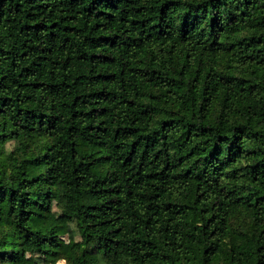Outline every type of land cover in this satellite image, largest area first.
<instances>
[{
    "label": "trees",
    "instance_id": "obj_1",
    "mask_svg": "<svg viewBox=\"0 0 264 264\" xmlns=\"http://www.w3.org/2000/svg\"><path fill=\"white\" fill-rule=\"evenodd\" d=\"M65 234L66 264H264V0H0V264Z\"/></svg>",
    "mask_w": 264,
    "mask_h": 264
},
{
    "label": "rangeland",
    "instance_id": "obj_2",
    "mask_svg": "<svg viewBox=\"0 0 264 264\" xmlns=\"http://www.w3.org/2000/svg\"><path fill=\"white\" fill-rule=\"evenodd\" d=\"M12 144L9 143L6 147L7 149L11 148ZM60 242H61V246H60V258H58L56 261H55V264H66L67 263V259L66 257L64 256V254L68 251L69 247H70V242H69V239L67 237V235H62L60 237ZM64 256V257H63Z\"/></svg>",
    "mask_w": 264,
    "mask_h": 264
}]
</instances>
